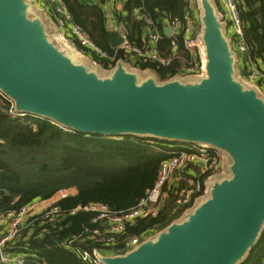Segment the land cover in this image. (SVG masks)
<instances>
[{
    "label": "water",
    "instance_id": "95a60500",
    "mask_svg": "<svg viewBox=\"0 0 264 264\" xmlns=\"http://www.w3.org/2000/svg\"><path fill=\"white\" fill-rule=\"evenodd\" d=\"M197 2L206 74L158 83L140 82L121 61L98 76L78 61L86 57L76 60L51 38L44 13L30 16L35 0H0V91L18 111L79 132L208 144L232 158L231 175L212 176L210 196L194 210L132 250L104 255L105 264H237L264 227V98L237 77V53L216 6ZM110 28L116 47L123 36ZM172 30L165 28L168 37Z\"/></svg>",
    "mask_w": 264,
    "mask_h": 264
},
{
    "label": "trees",
    "instance_id": "16d2710c",
    "mask_svg": "<svg viewBox=\"0 0 264 264\" xmlns=\"http://www.w3.org/2000/svg\"><path fill=\"white\" fill-rule=\"evenodd\" d=\"M64 1L74 22L80 24L103 51L113 53L109 35L110 13L104 5L105 0ZM138 6L144 7L162 33L159 41L161 54H170L171 38L165 34V25L167 20L184 13L186 0H127L124 11L127 12L125 23L129 37L141 43V35H137L136 30L142 32V24L132 17L133 9ZM239 9L250 54L254 59H260L264 66V0H240ZM177 38L179 54L188 56L181 35ZM75 43L86 55L82 54L84 57L104 66L125 62L123 56L113 61L103 59L94 49L77 40ZM182 64V58H176L169 65L147 63L139 67L151 68L161 82H166L178 77ZM9 106V101L0 94V213L49 199L63 188L76 189L75 194L59 201L63 209L102 203L116 212L128 210L154 185L162 160L181 146L174 144H187L168 139L150 142L149 136L134 134L79 132L30 114L10 117L7 114ZM183 183L181 181V185ZM175 199L174 188L158 216L138 218L128 223L121 245L127 238L157 234L182 219L184 208L178 213L173 211ZM96 215V212L79 210L75 214L65 213L55 223L35 221L13 241L11 250L25 253L29 259L25 264H89L72 250L69 240L80 235L86 227L101 226V223L93 222ZM81 244L87 246L85 242ZM89 247L103 248L104 252L111 250L94 243ZM263 259L264 227L255 244L237 264H262Z\"/></svg>",
    "mask_w": 264,
    "mask_h": 264
},
{
    "label": "built area",
    "instance_id": "2783aa9c",
    "mask_svg": "<svg viewBox=\"0 0 264 264\" xmlns=\"http://www.w3.org/2000/svg\"><path fill=\"white\" fill-rule=\"evenodd\" d=\"M92 1L101 2L102 0ZM126 1L105 0L104 5L114 3L116 6L118 2L125 4ZM217 1L229 29L227 33H229L233 47L245 62L247 69L245 80L257 87L264 95V66L260 59H254L250 54L239 9L240 0ZM35 2L43 4L42 8L45 15L55 21L58 32L67 42L70 41L79 48L75 43L77 40L82 45L94 49L103 59L113 61L119 56H123L125 62L138 67L147 63L169 65L176 58H182L183 64L179 68L177 76L200 78L206 74V53L205 46L200 39L201 23L197 0H186L184 13L170 21L167 20L165 28L167 26L173 27L169 36L171 38V53L168 55L161 54L159 41L162 38V33L153 18L142 6L135 7L132 11V17L144 25L146 29H149L141 37V43L131 40L128 27L124 23V26L119 28L123 42L112 47L113 53H108L95 44L80 24L74 22L73 14L64 0H35ZM179 35L182 37L183 47L188 52V56L182 57L179 54L180 44L177 38ZM0 94L10 103L7 109V114L10 117L26 115V113L16 109L12 99L1 91ZM170 154V157L162 160L154 185L148 188L140 201L128 210L116 212L102 203L80 204L71 209H63L59 205V201L76 193L75 188H63L48 200L46 199L47 205L41 208H38L39 201H37L20 208H10L1 212L0 264H25L29 260L25 253L11 250V245L21 236L23 230L33 222L55 223L65 213L75 214L79 210L96 212L97 215L93 218V222L101 223L99 227H86L80 235L69 240L72 250L83 261L89 264H105L102 258L104 255H120L134 249L148 238L149 234L127 238L121 245L123 241L121 237L125 233L128 223H132L138 218L158 216L170 190L174 188L176 199L173 211L178 213L192 204L194 198L206 190V182L212 178L214 173L223 169L225 162V157L218 148L203 143H187L171 151ZM189 166H197L198 173L192 177L184 178L180 173ZM206 174H208L207 177L204 176ZM181 181H184L182 185ZM81 242L87 243V246L82 245ZM92 243L111 248V250L104 252L103 248L89 247ZM262 264H264V259Z\"/></svg>",
    "mask_w": 264,
    "mask_h": 264
},
{
    "label": "rangeland",
    "instance_id": "374dc122",
    "mask_svg": "<svg viewBox=\"0 0 264 264\" xmlns=\"http://www.w3.org/2000/svg\"><path fill=\"white\" fill-rule=\"evenodd\" d=\"M212 1V3L216 6V8H217V14H218V16H219V18L222 20V24H223V28H224V30L226 29V22H225V20L223 19V17H222V13H221V10H219V8H218V3H217V0H211ZM27 2L30 4L31 2H34V0H27ZM201 6V5H200ZM34 8L36 9L35 10V13L33 12V9L31 8V10H30V16L31 17H35V15H38V14H42L41 12H43L44 14H45V12H44V10H40V11H38V5H37V3H34ZM40 9V8H39ZM200 14L202 15V7H200ZM43 15V14H42ZM44 16V15H43ZM44 18H45V21H50V20H48V17L47 16H44ZM50 19V18H49ZM44 20V19H43ZM58 39H59V43H57V41L56 40H54L61 48H62V50H64L66 53H69V54H71L72 56H74L75 57V59L77 58V55H78V53L79 54H83L81 51H80V49L79 48H77V46H75L74 47V45H73V50H70V46L69 45H66L67 43V40H65L61 35H60V33L58 34V37H57ZM63 40L65 41V42H63ZM70 42V41H69ZM64 43H66V44H64ZM83 55H85V54H83ZM86 56V55H85ZM78 61L79 62H81V63H84V65L87 67V69H89V70H93V71H95L97 74H98V76H100V77H105V76H110L112 73H113V71H114V69H115V66L114 65H110V66H104V65H102L101 63H99V62H96L95 60H92V59H90V58H88V60L87 61H84L83 59H81L80 57H78ZM83 61V62H82ZM124 64V68L126 69V70H128V71H130V72H132V73H134V74H136L137 75V77H138V79H139V81L141 82V81H143L144 79H146V78H149V77H153L154 79H156L157 80V82L158 83H161V80L159 79V77H158V75L156 74V72L154 71V70H152L151 68H142V67H136V66H133V65H131L130 63H127V62H124L123 63ZM177 79H179V80H181V81H183V82H185V81H189L188 79H190V78H186V77H180V76H178L177 77ZM242 83L246 86V84L242 81ZM261 96H262V94L261 93H259ZM263 98H264V95L262 96ZM149 138V141L150 142H152V141H158V140H156V139H154V138H151V137H148ZM159 142H161V141H159ZM169 142H172V141H169ZM184 143L183 142H176L175 144H174V146H180V145H183ZM221 151H222V153L225 155V157H226V160H225V162H224V166H223V169L221 170V171H219V172H216V173H214L213 174V178H214V180L215 181H217V180H222L223 178H226V177H229L230 175H231V172H230V164H231V161H232V158H231V156L225 151V150H223V149H220ZM227 164V165H226ZM226 165V166H225ZM210 196V194L209 193H207V192H202L200 195H198V196H196L195 198H194V200H193V202H192V204L191 205H189V206H187V207H185L183 210H184V213L186 212V211H188V210H194V208L195 207H197L198 206V204H200V202L201 201H204L205 199H207L208 197Z\"/></svg>",
    "mask_w": 264,
    "mask_h": 264
},
{
    "label": "crops",
    "instance_id": "0c3cea01",
    "mask_svg": "<svg viewBox=\"0 0 264 264\" xmlns=\"http://www.w3.org/2000/svg\"><path fill=\"white\" fill-rule=\"evenodd\" d=\"M217 3H218V1H217ZM37 5H38V7L40 9L43 10V8H42L43 4L41 2L39 4H37ZM106 8H107L108 13H110L109 14L110 15L109 27H110L111 24H113V27L116 30H119L120 27L124 26L125 20L127 18V14H126L127 12L124 11V4H121L120 2H118L116 4V6H115L114 3H107L106 4ZM48 20H50V21L47 24V32L49 33V35L51 36V38L53 40H56L57 43H59V39L57 38L59 33H58V31H57V33L54 31V30L57 29L55 21L52 18L49 19V17H48ZM142 27H143L142 28V32H140L139 30L138 31L136 30V34L137 35L140 34L141 35L140 37L144 36L149 31V29H146L144 25H142ZM227 32H229L228 28H227ZM228 36H229V33H228ZM234 51L237 53L236 75H237L238 78L242 79V81L246 82L247 84H250L248 81L245 80V74H246V70H247L245 62H244V60L242 58H240V55L238 54V52L235 49H234ZM187 77H190V76H187ZM197 173H198V167L197 166H189L186 169H184L180 173V175H183L184 178H187V177H192L193 175H195ZM47 200L39 201L38 208H41V207L47 205V203H48Z\"/></svg>",
    "mask_w": 264,
    "mask_h": 264
},
{
    "label": "bare ground",
    "instance_id": "6f19581e",
    "mask_svg": "<svg viewBox=\"0 0 264 264\" xmlns=\"http://www.w3.org/2000/svg\"><path fill=\"white\" fill-rule=\"evenodd\" d=\"M63 42H65L64 40H63ZM67 43V44H66ZM66 43H64V44H66V45H69L70 46V50H73V45H72V43L71 42H66ZM77 60V59H76Z\"/></svg>",
    "mask_w": 264,
    "mask_h": 264
}]
</instances>
